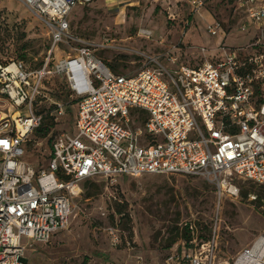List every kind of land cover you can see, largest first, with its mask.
Segmentation results:
<instances>
[{
  "label": "built area",
  "instance_id": "built-area-1",
  "mask_svg": "<svg viewBox=\"0 0 264 264\" xmlns=\"http://www.w3.org/2000/svg\"><path fill=\"white\" fill-rule=\"evenodd\" d=\"M19 1L48 26L51 45L41 67L0 65V92L28 107L27 115L13 113L0 124V264H28L23 238L51 241L67 226L81 185L99 176L110 182L120 175L199 176L215 184L221 200L239 195L238 180L264 184V0L237 1L243 30L257 26L255 41L221 44L214 56L201 46V58L186 62L176 46L169 53L142 52L146 62L133 75L113 71L94 54L106 46L73 32L70 14L97 0ZM220 28L216 22L208 31L218 35ZM71 42L76 52L55 61V52ZM165 57L170 67L161 62ZM59 75L78 99V132L55 135L47 165L35 171L20 160L23 144L43 123L34 110L42 86ZM54 103L65 115L66 106ZM216 217L205 241L191 224V240L171 251L167 264H264V233L233 260L221 261L219 212Z\"/></svg>",
  "mask_w": 264,
  "mask_h": 264
},
{
  "label": "rangeland",
  "instance_id": "rangeland-1",
  "mask_svg": "<svg viewBox=\"0 0 264 264\" xmlns=\"http://www.w3.org/2000/svg\"><path fill=\"white\" fill-rule=\"evenodd\" d=\"M202 1L203 6L197 8L194 0H97L77 6L72 29L106 46H97L94 54L128 75L144 66L142 52L169 53L168 48L176 46L179 52L175 53L186 62L201 58V46L214 56L213 48L221 44L246 46L256 36L254 24H249L253 32L243 30L246 18L236 0ZM216 22L221 25L219 34L211 35L208 29ZM0 24L1 65L23 60L36 68L44 62L51 36L41 18L19 0H0ZM143 30H150L151 37L142 35ZM75 47L76 42L62 45L53 59L74 54ZM161 62L171 66L167 57ZM46 90L50 96L46 105L60 102L67 111L53 119L46 116L39 128L51 126L48 135L41 136L37 128L23 144L20 160L35 171L47 165L51 135L78 132V104L67 79L51 77ZM259 91L264 94V84ZM13 113L27 115L28 107H16L0 92V124ZM81 187L67 226L51 241L23 238L28 264H167V255L188 241L185 223H195L199 239L205 241L212 234L218 212L221 261L233 260L264 233V184L238 180L239 195L228 194L222 200L209 180L181 174L120 175L116 182L99 176ZM242 189L249 190L247 196L242 195Z\"/></svg>",
  "mask_w": 264,
  "mask_h": 264
},
{
  "label": "trees",
  "instance_id": "trees-1",
  "mask_svg": "<svg viewBox=\"0 0 264 264\" xmlns=\"http://www.w3.org/2000/svg\"><path fill=\"white\" fill-rule=\"evenodd\" d=\"M237 1L238 0H236V5H237ZM238 6V5H237ZM1 30H2V25L0 24V32H1ZM103 60V59H102ZM199 61H200V59H198ZM16 62H24L23 60H19V61H16ZM25 63V62H24ZM44 63V62H43ZM43 63L40 65V66H38V67H41L42 65H43ZM107 63V62H106ZM9 64H11V63H8V64H5V65H2V66H7V65H9ZM26 64V63H25ZM108 64V63H107ZM192 64H195V62H192ZM1 65V64H0ZM27 65V64H26ZM109 65V64H108ZM29 66V65H28ZM110 66V65H109ZM111 67V66H110ZM33 68V67H32ZM37 68V67H36ZM113 71H115L116 73H122V72H120V71H116V70H114V69H112ZM49 80H46L45 81V83H44V85L42 86V94L40 95V96H38L37 97V99H36V101L34 102V110L38 113V114H41V115H43V119H45V117L46 116H48V115H51L52 116V119H53V116L54 115H58L57 114V110H56V108H57V106H56V104H55V106H50V107H48L46 104H47V102H48V100L50 99V96L48 95V92H47V90H46V83L48 82ZM259 93L261 94V96H262V98L264 99V94H263V92H260L259 91ZM75 101H77V103H78V99L77 98H75ZM52 107H54V108H52ZM75 117H76V115H75ZM51 127V126H50ZM50 127H48V128H44V127H41V128H39L38 130H37V133L38 134H41V136H47L48 135V133L50 132ZM54 137H55V135H51V137L49 138V144H50V148H51V145H52V141H53V139H54ZM89 181H92V180H88V181H86V182H89ZM241 193H242V195H244V196H247L248 195V193H249V190H245V189H242L241 190ZM191 224H193V222H191V221H189V222H186L185 223V226H186V228H187V233H186V239L188 240L187 242H189L190 240H191V238H192V234H193V230L191 229V227H190V225ZM195 224V223H194ZM196 225V224H195ZM188 234V235H187ZM182 248V246H180V249Z\"/></svg>",
  "mask_w": 264,
  "mask_h": 264
},
{
  "label": "crops",
  "instance_id": "crops-1",
  "mask_svg": "<svg viewBox=\"0 0 264 264\" xmlns=\"http://www.w3.org/2000/svg\"><path fill=\"white\" fill-rule=\"evenodd\" d=\"M83 7H85V6H83ZM77 8V7H76ZM76 8L73 10V12L70 14V16H69V19H70V21H72V14L74 13V12H76ZM72 24V23H71ZM247 32H253V31H251V26L249 27V29L247 30ZM258 29L256 30V36L254 37V38H252L251 40H250V42L249 43H251V42H253V41H255L256 39H257V37H258ZM249 43H247V44H249Z\"/></svg>",
  "mask_w": 264,
  "mask_h": 264
},
{
  "label": "bare ground",
  "instance_id": "bare-ground-1",
  "mask_svg": "<svg viewBox=\"0 0 264 264\" xmlns=\"http://www.w3.org/2000/svg\"><path fill=\"white\" fill-rule=\"evenodd\" d=\"M14 66H11L10 68H13Z\"/></svg>",
  "mask_w": 264,
  "mask_h": 264
}]
</instances>
